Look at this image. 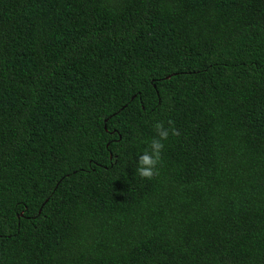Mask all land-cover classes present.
<instances>
[{"label":"trees","instance_id":"trees-1","mask_svg":"<svg viewBox=\"0 0 264 264\" xmlns=\"http://www.w3.org/2000/svg\"><path fill=\"white\" fill-rule=\"evenodd\" d=\"M0 264H264V0H0Z\"/></svg>","mask_w":264,"mask_h":264},{"label":"clouds","instance_id":"clouds-1","mask_svg":"<svg viewBox=\"0 0 264 264\" xmlns=\"http://www.w3.org/2000/svg\"><path fill=\"white\" fill-rule=\"evenodd\" d=\"M169 128L164 127L162 121L154 125L156 136L152 138L151 142L145 151L139 155L136 173L143 179H153L159 173L158 165L161 163L162 151L165 147L164 141L169 138V135L178 136L179 131L172 126L173 122L168 121Z\"/></svg>","mask_w":264,"mask_h":264}]
</instances>
